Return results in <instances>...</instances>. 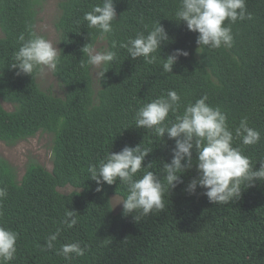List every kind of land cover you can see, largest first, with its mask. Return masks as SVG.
<instances>
[{"label": "trees", "instance_id": "16d2710c", "mask_svg": "<svg viewBox=\"0 0 264 264\" xmlns=\"http://www.w3.org/2000/svg\"><path fill=\"white\" fill-rule=\"evenodd\" d=\"M97 4L102 0L58 4L54 26L61 55L52 74L63 95L57 97L39 87L41 67L20 76L11 68L19 36L27 39L36 33L41 1L0 0V142L13 146L38 133L52 136L51 171L29 160L19 176L18 169L0 157V187L7 191L0 200V226L18 234L15 258L6 264H264V181L245 188L238 200L215 205L199 187L194 195L184 190L197 175L193 165L181 174L184 183L168 190L163 162H170L174 141L167 134L162 138L135 127L134 120L140 107L169 90H175L180 101L165 124L207 95L206 103L227 115L234 136L244 117L260 132L255 145L233 140V147L258 170L264 160V0H246L252 19L231 24L233 46L219 49H198V33L175 15L180 0H115L116 21L104 37L83 19ZM159 21L169 40L152 54L155 62L133 60L120 44L139 33L147 35ZM100 40L116 58L101 68L108 70L99 75L95 89L92 66L81 49ZM175 49L189 55L178 58L172 73L164 72L163 58ZM1 103L10 104L12 111ZM139 144L150 151L144 166L152 163L147 170L165 185V207L146 216H125L122 207L114 213L110 198L125 197L126 185L117 180L97 192L90 169L98 168L110 152ZM195 159L193 152V164ZM144 172L142 167L133 179ZM66 186L75 191L61 194L58 189ZM68 209L77 212L78 223L72 228L62 223ZM57 229L54 248L48 250L46 240ZM76 242L84 255L65 259L57 254L62 245Z\"/></svg>", "mask_w": 264, "mask_h": 264}, {"label": "clouds", "instance_id": "9594fccd", "mask_svg": "<svg viewBox=\"0 0 264 264\" xmlns=\"http://www.w3.org/2000/svg\"><path fill=\"white\" fill-rule=\"evenodd\" d=\"M114 4L115 0H102V4L93 6L91 11L84 14L83 19L87 21L88 27L97 28L101 37L113 31L112 22L116 21L117 15ZM175 15L178 22L186 23L189 31L198 33V49L201 46L211 49L231 48L234 41L231 24L252 19V14L246 8V0H180ZM225 21L229 22L227 26ZM168 40L169 36L159 21L147 35L139 33L135 38H129L127 43H121L120 47L126 49L133 60L143 57L147 63H154L156 56L152 54L161 48L162 42ZM19 41L21 45L14 53V63L11 65L17 76L31 75L37 67L56 68L61 52L50 40L31 32L27 39L21 34ZM81 52L87 56V64L96 68H103L116 58V52L108 48L97 49L91 43L85 44ZM188 55L186 50L175 49L167 58H163L164 72L172 73L178 58ZM107 70H102L99 75L103 77ZM207 100V95H204L188 104L182 115H176L174 121L165 124L169 113L175 114L180 101L179 94L169 90L166 96L156 98L136 111L135 127L151 129L162 138L167 134L168 139L174 141L170 162H163L168 190L183 184L181 174L195 165L197 175L184 190L194 195L199 187L203 189L202 194L209 203L228 204L238 200L245 188L255 186L257 181H264V160L259 161V169L254 170L250 158L239 147H233L234 138H240L244 145L257 144L260 132L250 127L247 117H244L235 128L234 136L229 129L227 115L219 107L210 106ZM193 152L196 154L195 164ZM149 153L147 149L142 150L140 144L135 147L125 145L119 152H110L98 168L90 169L91 180L97 184V192L102 191L104 184L113 185L117 180L126 185V196L114 205H122L125 216L134 212L146 216L153 210L162 211L165 207V185L153 171L147 170L152 167V163L143 164ZM142 167L145 168L143 176L133 179ZM6 196V188L0 187V200ZM115 198L116 195L112 199ZM76 217L77 212L68 209L62 223L72 228L78 223ZM133 218L137 221L139 217L134 215ZM59 231L57 229L47 238L48 250L54 248L53 242L57 240ZM17 239L15 231L0 226V264L15 258ZM57 254L70 259L72 254L84 255V249L79 242L67 243L61 246Z\"/></svg>", "mask_w": 264, "mask_h": 264}, {"label": "rangeland", "instance_id": "374dc122", "mask_svg": "<svg viewBox=\"0 0 264 264\" xmlns=\"http://www.w3.org/2000/svg\"><path fill=\"white\" fill-rule=\"evenodd\" d=\"M41 6L38 16V22L36 24L35 30L38 35L44 36L46 39L50 40L53 45L58 48V33L55 29L54 23L58 17V4L62 0H40ZM1 37V32H0ZM95 47L97 49L107 48L106 42L100 40ZM101 68H96L92 66L91 76L93 80L94 88L97 89V80L99 77ZM37 82L39 87L43 91L52 93L57 97H62L63 90L52 74V69L47 67H41V71L37 77ZM3 108L7 111H12V106L7 103H1ZM51 147H52V136L49 134L38 133L32 138L18 142L13 146H8L0 142V157L7 160L11 165L16 167L19 171V176H22L26 163L31 160L39 163L41 166L46 168L48 171L52 170L51 161ZM58 191L61 194L67 195L75 191L74 188L66 186L64 188H59ZM110 201L114 213L120 211L122 205H114L117 203L120 197L116 196L115 199Z\"/></svg>", "mask_w": 264, "mask_h": 264}]
</instances>
